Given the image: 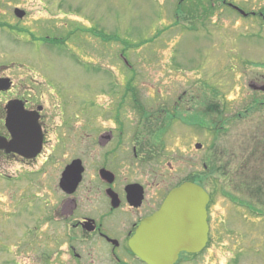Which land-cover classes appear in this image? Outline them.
I'll use <instances>...</instances> for the list:
<instances>
[{
  "label": "rangeland",
  "instance_id": "1",
  "mask_svg": "<svg viewBox=\"0 0 264 264\" xmlns=\"http://www.w3.org/2000/svg\"><path fill=\"white\" fill-rule=\"evenodd\" d=\"M237 2L264 6V0ZM17 7L26 11L28 20L13 16ZM0 11V59L21 65L44 83L38 95L45 93L51 130L47 150L31 167L38 172H21L15 164L0 170V264H40V209L43 198L57 195L61 167L80 157L85 180H93L101 154L113 145L89 147L84 141L80 146L73 133L82 132L84 125L72 120L85 117L92 131L118 125L91 117L101 120L105 106L112 107V117L119 109L127 135L108 156L109 168L121 181L147 183L150 195L192 177L210 194L209 248L178 264H264L260 19H241L229 9L215 11L204 23L175 21L169 0H0ZM134 100L154 112L166 109L163 122H152L163 125L153 135L159 142L156 148L149 147L153 159L146 162L141 160L148 150L139 152L140 160L133 157L132 146L147 138L132 139L141 131L137 125L146 131L132 107ZM119 102L124 104L117 107ZM189 109L193 115L185 111ZM202 119L207 130L197 126ZM66 133L69 141L62 149L54 139ZM197 142L200 149L194 147ZM14 175L32 177L31 187L21 181L26 178L13 181ZM239 199H251L255 212L238 205Z\"/></svg>",
  "mask_w": 264,
  "mask_h": 264
},
{
  "label": "flooded vegetation",
  "instance_id": "2",
  "mask_svg": "<svg viewBox=\"0 0 264 264\" xmlns=\"http://www.w3.org/2000/svg\"><path fill=\"white\" fill-rule=\"evenodd\" d=\"M169 1L173 5V15L176 18L175 21H177L178 18H183L184 20L195 19L204 23L207 18H212L215 11L222 12L223 14L224 10L230 9L236 17L238 16V18L260 19V23L264 24V6L259 9L255 7H246L237 2V0H193V2L192 0ZM14 10L15 9L12 11L13 16H15ZM22 11L23 15L17 19L21 21L28 20L29 17L27 16L26 11ZM260 23L259 26H254L260 28ZM252 26L249 28H252ZM0 84H2V88H0V170L8 164H15L22 167L21 172L26 171L28 174L38 172L39 170L34 171L31 167L47 150V146L51 142V139L49 138L51 130L47 124L48 105H46L44 99L45 93L40 91L38 95V88L41 89L46 86L44 83L39 82L37 76L35 77L30 71L22 69L21 65H17L11 61L4 62L1 61V59ZM33 89H35L37 93L34 92ZM128 92V88L123 90L121 101L127 96ZM9 102H14L16 106L15 110H13L15 115H17L18 112H21L25 116L29 114L30 118H33L34 116L37 117V123L40 128L41 147L40 152L34 158H26L21 155L18 150L22 151L25 148L18 146L16 143L13 144L17 151L6 149L2 146V144H7L13 139L12 132L6 126V118L8 114L7 105ZM117 104H119L117 105L118 107L122 106L124 103L119 102ZM55 107L56 115L60 119L57 113V105H55ZM132 107L137 112L140 123L145 124L146 129V131H143L142 128L137 125L141 131L137 133V136L132 134V139L137 141L138 138L141 140V135L147 137L144 138L142 142L140 141L137 146H132L133 157L140 160L141 155L139 152L148 150L146 151V157L141 161H150L153 159V152L149 147L154 149L157 146V141L153 139V135L155 134L156 129L163 125L161 123L162 125L159 124L158 126H154L152 122H163L166 109L160 107L154 112L152 111V107L147 109L144 104H141V102L137 100H134ZM111 108V106L109 110L106 109V106L102 108V114H105L106 116H99L102 118L101 120L96 118V116H91L95 122L100 124H104L106 121H111V119L115 124H118L104 131H97V128L95 131H92L90 130V127L88 129L84 122L85 117L81 119V116H76L72 120L74 124L82 121L84 125L82 132L75 131V133H73V140L79 143L80 146H84L82 144L84 141H86L85 144H88L89 147L91 145H97L100 147L107 144L113 145L112 148L105 150L101 154L102 159L99 160L101 162L98 161L99 163L96 165L97 167L94 170L92 177L94 178L93 180H85L86 168L84 167L83 159L80 157L71 158L61 167L60 177L67 165L73 160L79 159L83 167V172L81 174V180L75 190L71 193L66 192L59 186V177L56 187L57 195L55 197L49 195L48 197L43 198L44 201L39 214L43 224L41 228L42 237L44 234V238L42 239L41 237L42 243L40 244V246H42L40 264H146L131 250L129 240L141 222L150 217L160 208L168 192L180 182H176L172 186L165 188L163 191H153L152 194L148 195L147 183L146 185L145 183L142 184L138 181L120 180L116 173L109 168L108 164H110V161L108 156H111V153L116 151V148L123 144L127 135L123 132L124 122L119 114V109L115 110V115L112 117ZM174 108L175 110H178L176 106ZM185 111H189V113L192 114L190 109ZM161 114H163L162 118L160 117ZM26 120L27 118H22L19 134H22ZM204 121L205 120H203V123L201 124V128L204 127L205 130H207L208 126ZM13 127L17 129L16 123L13 124ZM118 128H121V131L117 130ZM69 136L70 135L67 134L64 137H56L54 140L56 144L60 143L62 149H65V143L69 141ZM47 160L48 156L45 157L43 163ZM206 166L207 162L205 159L203 167L206 168ZM29 167L31 169L27 171L26 169ZM102 169L112 173L113 180L111 182L100 176V170ZM13 178V181L26 178L21 181L26 183L28 189L32 185V183H29L33 181L30 176L22 178L21 175H14ZM133 184L140 186L141 199L129 198L128 186ZM211 201L212 199L209 200L206 207L208 233L204 246L197 253L180 252L178 259L174 264H178L182 261H192L208 250L213 231L210 212ZM238 205H242L252 211L256 204L251 199H239ZM37 263H39V261H37Z\"/></svg>",
  "mask_w": 264,
  "mask_h": 264
},
{
  "label": "water",
  "instance_id": "3",
  "mask_svg": "<svg viewBox=\"0 0 264 264\" xmlns=\"http://www.w3.org/2000/svg\"><path fill=\"white\" fill-rule=\"evenodd\" d=\"M21 17L22 11L16 10ZM2 88V84H0ZM253 88H255L253 86ZM264 89V87H262ZM14 102L7 105L6 126L12 132L13 139L2 144L6 149L17 151L15 145L25 148L20 151L26 158H34L40 152L41 136L37 117L30 118L15 110ZM22 118H27L22 134H19ZM16 123L17 129L13 127ZM22 143V144H20ZM200 148V144H196ZM83 167L79 159L73 160L64 169L59 186L66 192L75 190ZM100 176L111 182L112 173L102 169ZM130 199H141L138 185L128 186ZM209 195L200 185L184 181L174 187L166 196L161 207L150 217L144 219L129 240L132 251L146 264H174L181 251L199 252L207 239L206 204Z\"/></svg>",
  "mask_w": 264,
  "mask_h": 264
},
{
  "label": "trees",
  "instance_id": "4",
  "mask_svg": "<svg viewBox=\"0 0 264 264\" xmlns=\"http://www.w3.org/2000/svg\"><path fill=\"white\" fill-rule=\"evenodd\" d=\"M190 179V178H189ZM191 180H193V179H191ZM195 180V179H194ZM196 181V180H195Z\"/></svg>",
  "mask_w": 264,
  "mask_h": 264
}]
</instances>
